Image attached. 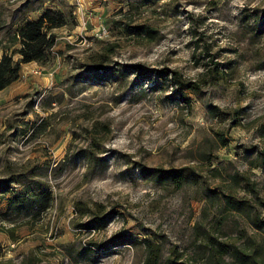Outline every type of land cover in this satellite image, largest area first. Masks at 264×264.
<instances>
[{
	"label": "rangeland",
	"instance_id": "1",
	"mask_svg": "<svg viewBox=\"0 0 264 264\" xmlns=\"http://www.w3.org/2000/svg\"><path fill=\"white\" fill-rule=\"evenodd\" d=\"M83 2L0 0V61L24 21L71 15L0 91V184L53 196L38 216L0 193V264H143L146 239L194 263L207 236L260 239L224 196L264 218V0ZM173 71L200 87L188 103Z\"/></svg>",
	"mask_w": 264,
	"mask_h": 264
},
{
	"label": "trees",
	"instance_id": "2",
	"mask_svg": "<svg viewBox=\"0 0 264 264\" xmlns=\"http://www.w3.org/2000/svg\"><path fill=\"white\" fill-rule=\"evenodd\" d=\"M262 13L264 15V10ZM70 17V13L65 10L47 9L38 19L26 20L19 26L14 35V40L19 43L20 48L13 54L4 53L0 61V91L5 90L20 79L24 64L42 63L49 59L57 39L53 31L68 26ZM137 30L141 36L149 37L154 33V30L147 26H140ZM16 55L20 57L19 60H15ZM170 77L171 83L176 86V93L182 97L185 103L189 102L186 92L197 93L200 90L196 82L183 80L177 72H171ZM156 172L158 177L166 178L176 185L191 183L194 179L193 174L187 168L169 170L165 173ZM16 183L21 184L19 181ZM10 192H13L10 204L13 201L22 203L23 206L30 204L38 216L46 211L53 201L50 190L37 188L34 189L33 193L29 191L15 193V191H9L3 183L0 184V193L7 195ZM255 195L257 204L264 209V201L259 198L257 193ZM224 198L230 211L242 214L261 238L250 237L243 244L237 245L207 236L205 238L206 243L203 244L204 255L200 260L194 263L189 260L180 262L182 258L173 252L172 258L166 259L164 264H264V218L260 214H255L244 201H237L232 196H224ZM91 225L92 223L86 224L85 227L90 229ZM144 246L147 256L143 264H162L160 245L146 239Z\"/></svg>",
	"mask_w": 264,
	"mask_h": 264
},
{
	"label": "built area",
	"instance_id": "3",
	"mask_svg": "<svg viewBox=\"0 0 264 264\" xmlns=\"http://www.w3.org/2000/svg\"><path fill=\"white\" fill-rule=\"evenodd\" d=\"M74 1L76 2V4H77V9H78V11H79V14L82 15V19H83V13H82V11H81V9H80V7H81V0H74ZM102 30H103V32H102L101 35H103V34L106 33V29H105V28H102Z\"/></svg>",
	"mask_w": 264,
	"mask_h": 264
},
{
	"label": "crops",
	"instance_id": "4",
	"mask_svg": "<svg viewBox=\"0 0 264 264\" xmlns=\"http://www.w3.org/2000/svg\"><path fill=\"white\" fill-rule=\"evenodd\" d=\"M81 1H82V3H84L83 0H81Z\"/></svg>",
	"mask_w": 264,
	"mask_h": 264
}]
</instances>
